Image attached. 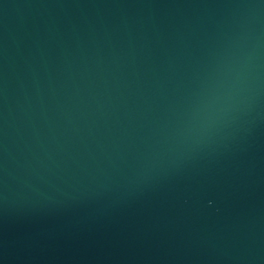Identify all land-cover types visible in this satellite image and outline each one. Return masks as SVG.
Listing matches in <instances>:
<instances>
[{
	"label": "water",
	"instance_id": "95a60500",
	"mask_svg": "<svg viewBox=\"0 0 264 264\" xmlns=\"http://www.w3.org/2000/svg\"><path fill=\"white\" fill-rule=\"evenodd\" d=\"M0 264H264V0H0Z\"/></svg>",
	"mask_w": 264,
	"mask_h": 264
}]
</instances>
